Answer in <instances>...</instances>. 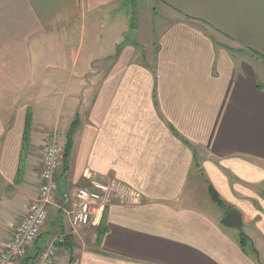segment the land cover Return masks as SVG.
Masks as SVG:
<instances>
[{
  "label": "crops",
  "instance_id": "obj_1",
  "mask_svg": "<svg viewBox=\"0 0 264 264\" xmlns=\"http://www.w3.org/2000/svg\"><path fill=\"white\" fill-rule=\"evenodd\" d=\"M125 1L0 0V250L37 194L38 152L63 148L77 117L56 200L91 179L124 197L76 231L49 205L29 256L63 234L72 250L57 246L54 264H264V83L250 57H264V0H132L133 21L124 12L103 42ZM204 182L226 210L199 202ZM231 208L239 233L220 223Z\"/></svg>",
  "mask_w": 264,
  "mask_h": 264
},
{
  "label": "built area",
  "instance_id": "obj_2",
  "mask_svg": "<svg viewBox=\"0 0 264 264\" xmlns=\"http://www.w3.org/2000/svg\"><path fill=\"white\" fill-rule=\"evenodd\" d=\"M62 155L63 148L57 142L49 141L44 145L37 194L29 203L25 215L18 220L8 240L3 244L0 250V264H22L47 222L49 205L55 204L70 228L76 231L88 226L94 219L100 218L107 204L122 199L117 182L91 179L88 185L78 187L74 191L72 200L66 197L58 203L55 176ZM67 202H70L69 207L66 206ZM63 240L64 235H59L39 250L35 260H30L27 264H54L57 254L56 242Z\"/></svg>",
  "mask_w": 264,
  "mask_h": 264
},
{
  "label": "rangeland",
  "instance_id": "obj_3",
  "mask_svg": "<svg viewBox=\"0 0 264 264\" xmlns=\"http://www.w3.org/2000/svg\"><path fill=\"white\" fill-rule=\"evenodd\" d=\"M132 8H133L132 0H126L118 11H116L115 13L114 12L110 13L111 19L108 21L107 25L106 24L104 25L102 23L100 25V27L98 28V33L100 35H102V38H100V39L103 42H106L107 40H109L113 36V31H110L109 33H106V35H104L105 32H106V30L108 29L107 28L108 25H110L112 21H119V20H121V16H123L124 12H129L128 15H127L128 16V19L130 21H133L134 17H133V9ZM105 45L107 46V43ZM98 46L101 47L100 44H98ZM250 57H252V59L255 61V70L257 72V75L259 76V78L264 83V60L261 57H256L255 55H250ZM43 116H44V114H43ZM43 116L41 114H39V118H43ZM42 150L40 152H38L39 153L38 154L39 156L42 155ZM62 180L63 179H61V178L58 180V185L59 186H62V184H63V181ZM103 180H106V179H103ZM118 185H119V191H120V194L119 195H120V197L123 198L124 197L125 190L123 189V187L121 186L120 183H118ZM79 187H82V186H79ZM198 189L199 190L197 191V195L199 197V202H201V204H204V207L206 208L207 207L206 206V203H207L206 202L207 201L206 199H209V196H210V195H208L209 194V184L207 182H204L203 183V186H201ZM57 201H59V200H57ZM58 203H60V201ZM66 206L69 207L70 206V202H67ZM224 206H221L219 208V212H221V210L222 211L223 210H226V208ZM215 207H219V206H216L215 205ZM85 230L87 231L88 229L85 228V229H83L81 231L84 232ZM239 230L240 229L233 228V231H235L236 233H239ZM246 247H248L247 250L250 251L249 250V246L246 245Z\"/></svg>",
  "mask_w": 264,
  "mask_h": 264
},
{
  "label": "trees",
  "instance_id": "obj_4",
  "mask_svg": "<svg viewBox=\"0 0 264 264\" xmlns=\"http://www.w3.org/2000/svg\"><path fill=\"white\" fill-rule=\"evenodd\" d=\"M264 60V57L262 58ZM78 125V121H77V117H75V119L72 121L71 125H70V129L67 133V137H66V143L63 147V155H62V170L63 173H65L68 170V161H69V156H70V152H71V147H72V135L74 133V131L76 130ZM29 141V128L27 127L24 133V138H23V153H22V157H25L27 148H28V142ZM209 194L210 197L212 199V201L217 204L218 206H223V202L220 199V197L218 196L217 192L212 188L209 187ZM98 237H100L101 233H98ZM70 235H67L64 237V240L62 242H56V245L58 247H63L68 249L69 251L72 250V243L70 242ZM239 244L243 247V249L245 248L247 250L248 247H246V245L249 246V252H253L255 253V249L253 248V246L251 245V243L249 242L248 238L241 233V235L239 236ZM41 249V248H40ZM248 251V250H247ZM39 251H37L33 256H26L24 261L22 262V264H27L28 261L30 260H35L36 259V255L38 254Z\"/></svg>",
  "mask_w": 264,
  "mask_h": 264
},
{
  "label": "water",
  "instance_id": "obj_5",
  "mask_svg": "<svg viewBox=\"0 0 264 264\" xmlns=\"http://www.w3.org/2000/svg\"><path fill=\"white\" fill-rule=\"evenodd\" d=\"M220 223L227 227L241 229V212L236 208L229 209L221 218Z\"/></svg>",
  "mask_w": 264,
  "mask_h": 264
}]
</instances>
